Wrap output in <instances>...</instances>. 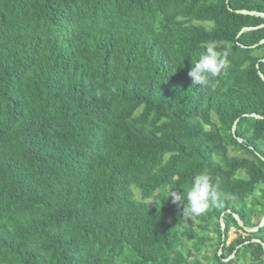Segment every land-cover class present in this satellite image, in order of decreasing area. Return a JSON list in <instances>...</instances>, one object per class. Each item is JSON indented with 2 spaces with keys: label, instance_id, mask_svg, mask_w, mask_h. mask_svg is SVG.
I'll return each instance as SVG.
<instances>
[{
  "label": "trees",
  "instance_id": "16d2710c",
  "mask_svg": "<svg viewBox=\"0 0 264 264\" xmlns=\"http://www.w3.org/2000/svg\"><path fill=\"white\" fill-rule=\"evenodd\" d=\"M237 10L264 0H0V264H264L233 217L264 216V18ZM208 42L230 66L194 85ZM201 172L229 198L185 218Z\"/></svg>",
  "mask_w": 264,
  "mask_h": 264
},
{
  "label": "clouds",
  "instance_id": "9594fccd",
  "mask_svg": "<svg viewBox=\"0 0 264 264\" xmlns=\"http://www.w3.org/2000/svg\"><path fill=\"white\" fill-rule=\"evenodd\" d=\"M229 55L230 49L218 50L215 42H208L188 72L193 84L207 86L211 78H218L222 73H227L230 66ZM170 196L173 203L182 206L185 218L199 217L211 208L222 206L223 201L229 198L226 192L219 190L218 184L207 172L198 173L193 177L186 197L177 192Z\"/></svg>",
  "mask_w": 264,
  "mask_h": 264
},
{
  "label": "water",
  "instance_id": "95a60500",
  "mask_svg": "<svg viewBox=\"0 0 264 264\" xmlns=\"http://www.w3.org/2000/svg\"><path fill=\"white\" fill-rule=\"evenodd\" d=\"M228 1L229 0H226L227 4H228ZM236 13H239V14H247V15H255V16H260V17H263L264 18V14L262 13H257V12H249V11H244V10H237ZM261 27V26H260ZM257 28V27H256ZM256 28H243L238 35H240L241 33H243L244 31H248V30H253V29H256ZM264 43V39L261 40L259 43H257L256 45H253L252 47H256L258 45H261ZM258 74L259 76L262 78V80H264V75L261 73V71L258 70ZM256 118H261L260 116H256L254 115ZM238 120H236L233 124V127H232V134L233 136H235V129H236V124H237ZM240 139H238L239 141ZM223 217H224V213L221 214L220 216V219H219V223H220V226H221V230L223 231L224 230V221H223ZM233 217L235 218V220L237 221L238 223V226L240 228L243 229V231H245L246 233H256L260 228H262L264 226V216L261 218L259 224L255 227H245L244 224L242 223V221L239 219V217L236 215V214H233ZM252 243H260L263 250H264V243H261L260 240L258 239H253L251 240ZM246 244L248 242H245ZM238 249V248H237ZM237 249L232 253V255L226 259H224L225 262H228L230 259H232L234 256H235V253L237 251ZM218 254L220 255L221 254V248L219 249L218 251Z\"/></svg>",
  "mask_w": 264,
  "mask_h": 264
},
{
  "label": "rangeland",
  "instance_id": "374dc122",
  "mask_svg": "<svg viewBox=\"0 0 264 264\" xmlns=\"http://www.w3.org/2000/svg\"><path fill=\"white\" fill-rule=\"evenodd\" d=\"M136 197L138 198V195L136 194ZM240 234L244 235L243 233L240 232ZM236 237V232L234 229H230L229 233H228V237H227V241L226 244L228 245L234 238ZM191 245V244H189ZM212 248H206L204 251L206 252V254H208V257L210 258L212 255ZM237 264H244V263H237Z\"/></svg>",
  "mask_w": 264,
  "mask_h": 264
}]
</instances>
